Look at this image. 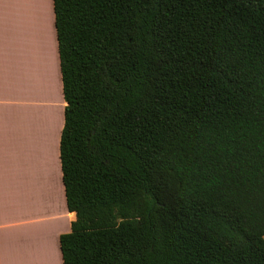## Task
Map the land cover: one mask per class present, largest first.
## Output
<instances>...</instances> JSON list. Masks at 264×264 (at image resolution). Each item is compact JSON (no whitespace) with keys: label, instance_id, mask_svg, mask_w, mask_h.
I'll return each instance as SVG.
<instances>
[{"label":"trees","instance_id":"16d2710c","mask_svg":"<svg viewBox=\"0 0 264 264\" xmlns=\"http://www.w3.org/2000/svg\"><path fill=\"white\" fill-rule=\"evenodd\" d=\"M63 264H264V0H52Z\"/></svg>","mask_w":264,"mask_h":264},{"label":"crops","instance_id":"0c3cea01","mask_svg":"<svg viewBox=\"0 0 264 264\" xmlns=\"http://www.w3.org/2000/svg\"><path fill=\"white\" fill-rule=\"evenodd\" d=\"M15 12V0H0V264H63L60 237L76 220L62 180L64 111L57 138L32 131L25 77L16 74Z\"/></svg>","mask_w":264,"mask_h":264},{"label":"rangeland","instance_id":"374dc122","mask_svg":"<svg viewBox=\"0 0 264 264\" xmlns=\"http://www.w3.org/2000/svg\"><path fill=\"white\" fill-rule=\"evenodd\" d=\"M15 11L16 74L21 72L25 77L32 131L44 129L57 138L65 102L53 1L15 0Z\"/></svg>","mask_w":264,"mask_h":264}]
</instances>
